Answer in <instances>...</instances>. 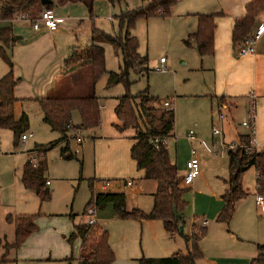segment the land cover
Wrapping results in <instances>:
<instances>
[{
    "label": "crops",
    "instance_id": "1",
    "mask_svg": "<svg viewBox=\"0 0 264 264\" xmlns=\"http://www.w3.org/2000/svg\"><path fill=\"white\" fill-rule=\"evenodd\" d=\"M182 1L184 2L183 5L176 12L177 19H174L171 23L174 27L173 35L177 41L180 39L179 41L184 46L192 50L195 49L196 51L194 52H197L196 59L191 63L187 61V65H190V73H188V77L185 76L187 85L184 95L190 99H188L186 105L193 106L197 104L195 102L202 100L200 103L202 106L199 108L201 109L200 114H194L196 131L191 129L193 135H189L188 139L190 141H199L206 146L203 138H209V136H206V129L209 128V131H211V143L219 144L223 150H225V144L239 142L241 136L250 133V130L242 123L249 119L250 103L254 101L256 115L253 137L257 142L256 150L264 152V34L257 41L255 54L246 56L238 54L239 43H234L232 37L234 23L238 18L245 16V5L250 0ZM178 2L171 6L169 14L161 17L172 18V10ZM103 4L106 5L102 9L101 5ZM110 6L112 4L107 0H95L93 2V12L90 13L87 4L83 1L55 5L53 6V11L57 17L61 18V21L58 28L54 31L49 30L43 25L36 30L33 28V20L29 19L16 18L10 21H0V28L2 26H11L15 40L8 49V53L13 62V73L16 77L20 78L19 84L15 87V97L17 100L14 103V116L16 120H19L23 114H26L29 118L27 112L31 116L32 110L30 107L36 103L38 104V109L40 108L38 117H42L43 121V112L38 103V98L52 93H60L62 90H67L69 86L74 87V85L68 82V78L76 73L67 72L65 60L73 53L75 47L83 48L91 45L93 27L106 32L102 19L108 17V20L114 21V18L105 12L106 7L110 8ZM198 14H216L213 54L200 55L194 39L190 40V44L185 43L187 37L197 30ZM116 20L118 21L117 18ZM145 20H149V18ZM262 22H264V8L256 16L255 25L251 33ZM114 31L115 29L113 28L111 32L106 33L114 35ZM97 44L103 47L105 53L106 48L104 46L107 43L97 42ZM139 47L138 52L140 50ZM140 55L146 56L148 59V54L143 55L140 53ZM166 62L165 59L164 65L167 69ZM121 65L119 66V70L115 72L121 70ZM147 66L149 68L148 63ZM10 70L11 66L0 55V79L8 74ZM107 71L112 70L107 69ZM149 71L145 74L147 79ZM141 75H144V73ZM77 82L81 83V76H78ZM112 87L107 89H111ZM147 87L149 88L148 84ZM177 87L178 85H176L174 93H176ZM250 94L254 96L252 97ZM120 96H117L116 99L118 100ZM172 97L174 98V106L177 102L176 95L168 96L161 100L160 103L163 105L164 100ZM176 105L177 108L180 107L178 102ZM115 106L113 108L115 120L112 122V125L116 130L121 131L116 126L120 125L121 122L115 115ZM220 115H223V118ZM175 123L176 112L174 128ZM100 125L96 128H99ZM213 127L218 128L220 134L214 135L212 132ZM216 136H218L217 139ZM132 137L133 135L130 137V144H128L129 154L135 142ZM168 143L169 141L167 145ZM226 152L228 154L229 151ZM169 155L171 161L174 162L171 150H169ZM189 155L179 154V159L177 156V160L174 162L181 175H184L186 172L185 162ZM226 158L224 156L223 159L226 160ZM215 160L218 159H211V161L215 162V165L218 163H220L218 164L219 166L222 165V160ZM224 162L229 165V159ZM134 163L136 164L135 161ZM209 165L210 163H205L204 167L200 166V174L188 186L187 191L189 193L183 197L187 202V206L183 212L182 232L187 236H191L205 229L204 236L198 242L202 257L196 261V264H249L251 259L258 253L257 244L264 242V215L255 203V195L258 193L257 171L251 167L243 173L241 187L246 195L235 203L234 213L229 222H219L217 221V216L224 207L222 195L229 189L227 183L229 177L228 166L226 167V175H224L225 170L218 167V165L214 168V173L210 174L213 170H211ZM47 181L49 180H46V186L50 185V181L48 184ZM104 183H98L104 188L100 192H107L108 186H112L113 184L109 182L108 186L104 187ZM98 184L94 182V191L96 192H99L96 190ZM135 192L139 193V190L136 189ZM126 196L128 195L126 194ZM109 206L113 207L112 204H109ZM99 221H102V218L97 211V224ZM138 221L143 228L148 227L150 244L149 252H145V256L162 257L168 255V253L187 252L188 245L191 243L187 244L185 242L183 244L182 241L176 238V236L180 235H168L161 220ZM98 228L100 227L98 226ZM100 229L103 230L102 228ZM74 231L75 228L71 233ZM31 239L32 237L29 236L24 240L25 242L23 241L24 243L20 245V249L15 253V258L10 259V262L18 264H40L38 262H49L45 264L57 263L54 261L56 256H53L51 249L40 251L41 246L37 249L36 239H34L35 241H30ZM78 257L76 258V264ZM64 260H68V257H65ZM115 260L116 257L111 264Z\"/></svg>",
    "mask_w": 264,
    "mask_h": 264
},
{
    "label": "rangeland",
    "instance_id": "2",
    "mask_svg": "<svg viewBox=\"0 0 264 264\" xmlns=\"http://www.w3.org/2000/svg\"><path fill=\"white\" fill-rule=\"evenodd\" d=\"M178 1L172 10V18H162L161 16L151 17L149 20L139 18L131 30L132 34L139 40V52L143 55L148 54L150 71L148 79L145 74L140 75L132 71L129 77L132 81L130 91L136 95L144 90L148 84L150 95L159 100L154 102L159 108H164L160 103L161 100L176 95L180 107L177 108V102L173 106L176 112V123L173 130L174 135L168 138L169 143L167 145L168 151L171 150L173 153L174 162H176L177 156L179 159V154H190L187 158L188 161L191 157V151L194 149L200 166L204 167L205 163H210L209 167L213 170L210 174H213L214 168L220 163L215 165L211 159L222 160V165H218V167L224 169V175H226L228 164L224 161H228V154L219 144L211 143L209 128L206 129V136L209 138H203L209 149L199 141L188 139L190 132L196 131L194 114H200L201 109L199 108L202 106L200 104L202 100L195 102L197 104L193 106L186 105L190 99L184 95L187 85L185 78L190 73V65H187V61L191 63L196 59L197 52H194L195 49L192 50L184 46L179 41L180 39L177 41L173 35L174 27L171 23L177 19L176 12L184 3L182 0ZM187 2L186 4H188ZM143 3L144 0H121L112 4L110 8L106 7L105 12L113 17L114 21L111 22L108 17H104L102 19L104 30L111 32L114 28V32L117 34L119 29L116 16L122 12L138 8ZM105 5H101L102 9ZM104 47L106 48V68L118 71L122 64L121 50L109 43L105 44ZM161 57L166 59L167 69L159 71L156 68L159 66ZM140 70L141 67L137 71ZM81 72L86 82L85 87L73 88L69 86L67 90H62L58 95L81 96L92 93V86L89 83L91 81L90 69L83 67ZM70 78L71 76L68 78L69 83ZM107 78V75L104 74L96 85V94L102 105L99 128H80L77 132L69 131L67 132L69 141H59L62 133L52 130L42 121V117H38L40 108L38 109L36 103L30 107L32 115L30 116L27 112L30 122L25 134H32V136L26 141L20 139L16 144L14 132L11 129L0 128V237L10 243L15 240L14 226L6 219L8 214L34 215V223L37 229L29 235L32 237L30 241L36 239L37 249L41 246L40 251L51 249L53 256H56L54 261L57 263L54 264H76V258L81 248V237L77 236L72 241H68V237L75 228V224H83L88 221L84 211L91 195L90 181L97 184L111 182L113 184L108 186L107 192L121 190L120 192L126 193L128 195L127 210L139 208L149 212L153 205L152 194L156 192L157 182L145 179L129 154L128 144L131 142L130 137L134 136V129L128 128L118 131L112 125L115 120L113 108L118 102L116 97L125 93V87L118 84L107 89ZM176 85L178 87L174 93ZM80 89H85L87 92L80 93ZM72 121L75 125H80L81 117L77 111L73 113ZM77 136H80L82 141H77ZM56 141L59 142L50 144ZM36 146L41 147L36 149ZM65 147L69 148L68 154L73 153L75 155L74 158L67 159L61 155L62 148ZM35 150L44 151V153L39 154ZM224 156L227 157L226 160L223 159ZM34 157H36L37 162L42 160L47 165L44 177L50 181V185H44V189L49 190L50 198L44 202H41L34 190L24 188L25 186L21 181L24 165ZM127 180H131L133 186L126 185ZM136 189L139 190V193L135 192ZM96 190L100 192L104 188L98 184ZM187 193L189 192L186 191L183 197ZM98 214L102 221H99L95 227L99 226L108 231L109 244L116 257L113 264H138V259L141 257H154L145 256V252H149L150 244L148 227L143 228L137 219L117 216L114 208L109 205L103 210H98ZM101 231V229H97L98 234ZM176 238L185 244L184 237L176 236ZM19 249L20 246L17 250H10L7 255L9 261L0 264H18L10 262V259L15 258V253ZM172 254L168 253L162 257H168ZM65 257H68V260H64Z\"/></svg>",
    "mask_w": 264,
    "mask_h": 264
},
{
    "label": "trees",
    "instance_id": "3",
    "mask_svg": "<svg viewBox=\"0 0 264 264\" xmlns=\"http://www.w3.org/2000/svg\"><path fill=\"white\" fill-rule=\"evenodd\" d=\"M52 4L43 5L41 0H0V21H10L18 18L19 14L27 15L29 20H35L44 9H53V6L67 2L83 1L87 4L90 13L93 12L95 0H52ZM111 4L121 0H107ZM178 0H144L138 8L122 12L118 19L119 32L108 34L95 27L92 28V43L87 47H75L73 53L65 60L67 72H75L70 78L73 88H84L86 82L83 79L82 68L88 67L91 73L90 86L92 93L81 96H60L59 93H52L45 97L38 98V103L43 112V122L49 125L54 131L62 133L60 140H68L67 132H77L80 128L94 129L101 122L100 99L95 92L96 82L107 74L106 87L122 84L125 93L118 98L114 112L120 125H116L121 131L134 128L135 134L132 137L134 144L130 149V156L136 162L138 170L143 172L145 179L157 182L156 192L153 194V207L149 212L138 208L126 209L127 196L124 192H96L94 181H90L91 195L86 204L85 211L95 206L97 210H103L109 204L113 205L115 213L121 218H134L137 220H161L168 235H180L184 237L188 245L187 252H176L168 257H141L139 264H196L202 257L198 242L205 234V229L187 236L182 232L181 226L184 221L183 212L187 206L183 195L188 186L182 183L183 175L179 173L176 163L170 159L167 144L162 139L170 138L174 130L175 112L174 109L167 110L159 108L154 104L158 99L150 95L149 88H145L134 95L130 91L132 81L130 73L147 74L148 59L138 52L139 42L132 35L139 18L148 19L154 16H165L169 14L170 8ZM264 8V0H250L245 5V16L238 18L233 27V42L242 43L255 25V18ZM216 14H198V27L196 32L190 34L185 40L190 44L194 39L200 55H210L214 51V30ZM14 35L11 26L0 28V55L11 66L8 74L0 79V128L11 129L14 132L16 144L22 135L29 128V118L23 114L19 120L14 116L15 87L19 84L20 78L13 73V62L8 49L14 43ZM97 42H106L118 47L121 50L122 65L119 72L107 71L105 64V53L102 46ZM91 67V68H90ZM141 67L140 71H137ZM81 76V83L78 81ZM74 80V81H72ZM72 82V83H71ZM91 88V87H87ZM86 93L87 90H79ZM159 101V100H158ZM77 111L81 117L80 125L72 121L73 113ZM159 139L158 147L153 145V140ZM252 133L241 136L239 145L230 150L227 183L229 189L222 195L224 207L217 216L219 222H229L232 218L235 203L244 197L246 193L241 187L243 173L253 167L257 171V190L264 193V152L251 149L245 152V146L249 145ZM50 144H56L57 142ZM41 146H36V149ZM38 151L44 153V151ZM69 148H62L61 155L64 158H74V154H68ZM47 169L46 162L42 160L33 167L27 161L23 167L22 182L28 189H32L39 196L41 202L50 198L44 177ZM34 215L29 214H8L7 221L14 226L15 240L13 243L0 237V263L7 262V255L10 250L17 249L23 241L36 229ZM75 231L70 234L68 241L80 236L82 239L81 252L77 264H111L114 253L109 244L108 231L102 230L99 234L95 226L89 227L85 223L75 224ZM100 229V228H99ZM258 253L251 259L249 264H264V242L257 244Z\"/></svg>",
    "mask_w": 264,
    "mask_h": 264
},
{
    "label": "built area",
    "instance_id": "4",
    "mask_svg": "<svg viewBox=\"0 0 264 264\" xmlns=\"http://www.w3.org/2000/svg\"><path fill=\"white\" fill-rule=\"evenodd\" d=\"M18 18L20 19H28L27 15L25 14H19ZM61 21V18L57 17L53 11V9H44L38 17L33 20V28L39 29L41 25L45 26L51 31H54L58 28L59 22ZM264 34V22L260 23L253 33L249 34L247 37L244 38L242 43L240 44L238 48V54L241 56L246 55H253L256 52V44L258 39ZM165 58L161 57L160 64L156 68L157 70H165ZM252 97L253 94H250ZM173 100L174 98H170L163 101V106L167 110L173 109ZM255 115H256V105L254 101H251L250 107H249V119L243 121V125L246 126L250 133H252V138L249 143V145H246L245 152L248 153L251 149H256L257 142L255 141V138L253 137L254 131H255ZM221 118H223V115H220ZM212 132L214 135L220 134V130L216 127H213ZM190 136L193 135V131L190 132ZM32 134L26 135L23 134L21 137V140L26 141L29 137H31ZM82 138L80 136L77 137V141H81ZM163 144H167L168 139H162L161 140ZM153 145L158 147L159 139L155 138L153 141ZM240 146L239 142L229 143L224 145V149L226 151L234 150L236 147ZM39 153V152H37ZM40 154V153H39ZM30 163L33 167H36L38 165V162L36 161V157L30 160ZM200 174V165L199 160L197 156L195 155L194 150L192 151L190 159L186 163V172L183 175L182 183L184 186H190L195 178ZM49 181H47V184ZM126 185H132L133 182L131 180H127ZM108 186V182L104 183V187ZM255 203L258 207V209L261 211V213L264 215V193H257L255 195ZM97 208L95 206L89 207L85 215L88 217V221L85 223L89 227H93L97 224Z\"/></svg>",
    "mask_w": 264,
    "mask_h": 264
},
{
    "label": "water",
    "instance_id": "5",
    "mask_svg": "<svg viewBox=\"0 0 264 264\" xmlns=\"http://www.w3.org/2000/svg\"><path fill=\"white\" fill-rule=\"evenodd\" d=\"M41 3H42L43 5H46V4H52L53 1H52V0H41Z\"/></svg>",
    "mask_w": 264,
    "mask_h": 264
}]
</instances>
